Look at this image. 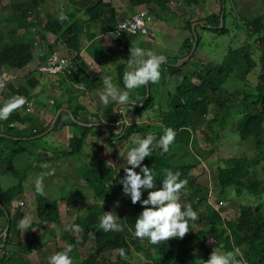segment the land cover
<instances>
[{
    "label": "trees",
    "instance_id": "trees-1",
    "mask_svg": "<svg viewBox=\"0 0 264 264\" xmlns=\"http://www.w3.org/2000/svg\"><path fill=\"white\" fill-rule=\"evenodd\" d=\"M47 1L21 0L12 3V9L6 20L9 25L6 38L4 31L0 30V73L5 68L12 69L16 73L25 70L35 58L38 40L45 41L49 33L56 35L55 44L61 40L68 50L80 55L84 49L83 38L90 33L95 25L102 33H109L117 26L119 14L115 11L111 0H69L73 8L64 14L62 20L47 10L42 9L41 11L40 5ZM171 1L128 0L133 12L149 10L157 18L161 17L162 12H172L169 4ZM183 1L187 4L200 3V0ZM219 1L221 2L220 11L209 13L200 21H203L204 24L201 26L206 31L223 35L226 33V28L221 27L220 23L221 20L226 19L228 0ZM0 4H2V0H0ZM235 11L238 12L237 9ZM239 16L250 36L254 37L252 48L251 44L241 48H230L221 63H201L195 68H188V70L184 69L189 63L188 61L180 65L179 57L164 59L160 64V67L161 65L166 66L163 72H160V78L164 79L166 76L164 82L167 77L183 75L181 82L174 90H168L166 107L162 104L156 106L153 87L158 85L157 81L149 84V99L142 106H136L135 110L140 116L147 115L148 120L124 124L121 133H117L116 128L109 126L111 128L109 132L113 137H129L132 140L138 136H152L151 154L144 158L142 164L151 167L154 187L160 186L165 170L179 172L178 179L185 181L180 189V194L185 195L187 199L182 206L190 205L197 214L195 220L188 221L189 231L182 238L170 237L167 241L157 244L150 243L147 238L135 237L132 234L134 222L136 216L145 206L141 205L139 201L135 204L132 203L130 198L123 194L122 186L118 180L124 175V169H117L112 164L91 163L90 166H81L78 169L76 183L80 185L82 182L88 185L95 201L92 204H86L89 196L82 192L69 195L62 189L60 198H52L35 189L38 221L29 224L24 237L21 236L22 229L17 227L18 221L25 217L22 207L16 206L14 213L10 212L13 210V201L24 192L25 177L21 176L20 182L9 189H3L0 185V216L6 215V213L10 215L6 239L7 225L0 229V250L3 251V254L0 255V264H31L27 255L34 251L36 245L30 234L35 229L39 230L46 222H61L59 199L67 200L68 203H78L73 224H78L80 230L73 231L70 228L65 235L66 246L57 248V252L65 251L68 245H72L71 251L68 253L72 264H206V260L214 248L217 251L231 252L238 248L240 255L235 257L237 260H241L242 264H264V13L251 19ZM192 23L193 21L187 20L183 26V30H189L191 33V38L187 37L182 47V49H186L184 57L190 53L194 43H196L197 50L200 41L197 29L198 38L195 39ZM90 38H92L91 35ZM115 42L120 45L119 41L110 36L105 50L102 46L93 43L87 52L97 63H100L104 57L101 55V50L105 55L115 54L117 50H122L113 45ZM125 47L124 49L130 54V47L128 45ZM256 50L262 54L259 60L255 58ZM53 52L54 44H47L46 53ZM259 63L262 64L261 71L254 88L246 87L242 93L238 91V94L242 95L240 100H235L236 96H229L226 82L231 75L234 74L241 82L248 83L249 75L254 72ZM127 64L128 60L126 62L119 61L116 64V81L121 87H124L122 74L127 71ZM102 78V76L91 77L77 60H73L72 71L60 75L58 83H60V91L76 88L81 94L85 92L84 89L94 91L101 87ZM11 79L7 80L9 81L7 92L11 99L18 97L23 100V103L11 110L7 119L1 120V123L6 127V130L3 131L10 135L0 136V173L8 169L7 159L13 154L22 151L35 155L31 146L40 149L34 144L35 139L30 138L31 135L26 136L20 132H15L16 134L12 132V129H16L15 122L20 125L35 123L34 116L28 111L30 106L28 102L33 98L31 94L39 85L40 79L34 76L28 79L16 76L12 81H10ZM14 79H18L19 84H16ZM146 97L147 85H142L138 87L131 100L143 102ZM67 102V108L71 109L72 115L67 111H62L54 129H58L60 126L76 127V131L69 138L64 154L77 156L83 151L89 138L98 136L100 132L97 130V121L88 118L87 115L90 111L83 102L72 97L67 99ZM237 104H242L243 110L237 124V131L241 141L254 144L253 156L243 154L223 158L219 161L216 176L220 190L217 196L221 200L233 193L236 197L255 198L257 202L241 201L238 206V215L226 219L220 210L210 203L209 188L201 186L196 177L192 176V170L196 164L188 161L181 162L178 160V155L191 144L193 131L202 121L207 120L211 111L217 117L221 113L226 116ZM53 105L56 106V111L63 107L62 103L55 104L53 102ZM114 106L115 102L111 101L107 107V113L112 119L110 121L119 120ZM216 106L218 109L215 111ZM151 112L154 113V116L150 115ZM65 114L69 117L66 121L63 117ZM48 126H44L42 131H45ZM165 128L173 129L175 136L168 146V150L162 151L158 142ZM38 132L36 130L32 135H37ZM5 142L8 144L4 145ZM24 143L29 144V147H26ZM44 151L47 150L44 149ZM45 161L47 160L38 161L36 170H39V173L44 172L41 165ZM136 170L139 171V166ZM150 190H142L141 199L145 198ZM110 196H117L121 208L128 212L121 220V224L115 221L120 225V230L105 232L98 229V219L105 213L104 202ZM197 222L202 227L195 230L194 225ZM91 235L93 236L91 237ZM89 239L93 240L92 250L85 257L75 259L74 252L78 246L84 245ZM10 246H13V249H9ZM151 248H154L155 251L150 252ZM145 253L150 259L149 262L144 261ZM47 261L48 259L43 260L39 264H47Z\"/></svg>",
    "mask_w": 264,
    "mask_h": 264
},
{
    "label": "rangeland",
    "instance_id": "rangeland-1",
    "mask_svg": "<svg viewBox=\"0 0 264 264\" xmlns=\"http://www.w3.org/2000/svg\"><path fill=\"white\" fill-rule=\"evenodd\" d=\"M18 1L21 0H2V4H0V30L4 31L5 38L6 31L9 28L6 20L12 9L11 5ZM119 3L124 4L122 5V10L124 11L125 16L134 13L128 0H120ZM169 4L172 12H162L160 18H157L151 13L153 20L155 21V24L154 22L151 24V28L155 31L154 38L151 39L146 35H128L125 38L124 43L133 44L130 46V49L139 47L143 50L151 51L155 55H162L165 59L179 57L180 59L178 62L181 63L180 65L187 61L189 62L187 66L184 67L185 70H188V68H195L201 63H221L230 48H241L247 44H251L252 48L254 37L250 36L239 15L251 19L256 15L264 13V0H228L226 19L223 21L222 26L223 28H226V33L220 35L218 33L206 31L202 28V23L198 22L209 13H218L220 11L221 2L219 0H200L199 4H187L183 0H172ZM40 8L41 11L44 9L55 16H59L61 13L64 15L71 11L73 5L69 0H48L46 3H42ZM235 9H237L238 12H236ZM187 20L197 22L196 29L200 35V41L198 49L196 50L195 48L192 56L187 61L183 62L186 57L183 56L186 49H182V47L185 39L187 37L191 38L190 31L183 30V26ZM52 36L54 35L52 34ZM86 39V37L83 38L84 46L87 44ZM46 41L48 42V40ZM46 41H38L36 47L38 52L47 48L48 43ZM54 50L66 53L71 60H77L85 70H90L89 67H92L94 73L91 72V75L93 77L109 76L112 83L117 88L128 92L129 101L134 98L138 88L127 90L124 89V87L119 86L116 81L117 62H126L130 56L126 49L123 48L121 51L117 50L115 54L108 53L106 55L104 51L101 50V55L104 57L100 63H96L86 50L82 55H77L74 51L68 50L61 40H59L58 44H55ZM260 55H262L261 52L256 50L255 58L259 60ZM87 62L91 63L92 66L87 64ZM36 64L37 59L34 58L27 67L28 71L23 70L17 73L13 72V75H17L20 78L27 77V79L34 76L40 79L39 85L33 90L31 95L34 96L40 104L42 102L43 104H47L48 108H51V117L56 113V106L53 105V102H55V104L62 103L63 107H67V99L71 97L83 102L90 111L87 115L88 118L97 121V130L100 134L98 136H91L83 151L77 156H68L64 154L68 146L69 138L76 131V127L60 126L58 129L53 128L45 135L35 139L34 144L40 147V149L31 147L35 154V158L38 160V157L41 155H46L48 156V159L41 165L44 172L39 173V170L36 169L30 170L29 176L33 175L34 178L31 183L32 185H37L35 180L37 179V176L40 175L43 177V184L40 182L39 185L43 186L41 187V191L47 196L60 198L62 189H64L69 195H76L82 192L89 196L85 203L92 204L95 200L89 186L82 182L80 185L76 183L78 169L81 166H90L91 163L98 165L104 163L106 165L112 164L117 169H124L123 167L127 166L126 160H124V155L128 149L133 146L134 139L131 140L129 137H113L109 132V129H111L109 126L114 129L116 128L115 131L118 133H121L123 128L121 129L117 125V121H110L112 119L107 113V107L112 100H109L108 104L105 105L102 104L99 99V93L102 90L103 85L97 90H86L81 94L76 88L63 89V91H60V83L58 82H60V75L63 74H40L34 67ZM261 65L262 64L259 63L254 72L249 75L248 83L241 82L234 74L231 75L226 82V88L228 89L227 94L229 96H236L235 100H240L242 95H239L238 91L242 93L246 87L254 88L258 82ZM165 67V65H161L160 72H163ZM126 68L127 71L131 70L129 64H127ZM7 76L10 75L5 71H1L0 82H4V84L0 85V93H5V89L6 91L8 90L7 85L9 81L7 80L15 77ZM165 77L164 79L162 77L159 78L157 86L153 85L156 106L162 104L166 107L168 90H174V88L181 82L183 75L178 74L174 77H167L166 82H164ZM12 79L10 81H12ZM14 80L16 84H19L18 79ZM29 103L31 104V101ZM136 106L138 105L133 103L120 104L119 112L123 114L125 124L134 121L142 122L148 120L147 115L140 116L135 112ZM217 109L218 107L216 106L214 110L216 111ZM242 112V104H237L226 116L221 113L217 117L214 115V112L211 111L207 120L205 119L202 121L196 127V130L193 131L192 139L194 141L192 140L191 144L186 147L184 152L179 153L178 155L179 161H188L196 164V167L192 170V176L196 177L197 182H199L201 186H207L209 188L208 199L210 200V203L220 210L223 217L226 219L238 215V206L241 201L257 202L255 198L249 196L241 198L230 193L228 197L221 199L223 200L221 203V200H219L217 196V193L220 190L216 176L219 161L223 158L240 156L243 154L253 156L254 144H252V142L241 141L237 131V124ZM150 115L154 116V113L151 112ZM63 117L65 120H68L69 118L66 114ZM34 125L40 131L38 134L43 132L42 129L44 128V125L40 120H36ZM25 131L29 134L31 132V127L25 128ZM44 149L47 151H44ZM53 153H56L55 156H53ZM40 159L44 158L41 157ZM49 172H51V174H48ZM186 200L185 195H179L178 202L181 205L184 204ZM77 204V202L68 203L67 200L59 199L61 222H46L39 230L35 229L31 232L30 236L32 240H34L33 243L36 245L34 251L27 255L31 264H39L41 261L48 259L51 254L57 252L58 247L63 248L66 246L65 235L75 221ZM104 205L106 211L111 212L114 220L121 224V220H123L128 211L121 208L117 196L108 197L104 202ZM33 217L35 216H29L30 222ZM194 226L195 230L202 227L198 222L195 223ZM23 231L25 234V230ZM24 234L22 233L21 236L24 237ZM92 236L93 235H91V237ZM92 244L93 240L89 239L84 245H79L78 249L74 252V258L78 259L88 255L92 250ZM154 251V248L150 249V252ZM233 254L234 256L240 255V249L235 248ZM144 261H150L146 253L144 254Z\"/></svg>",
    "mask_w": 264,
    "mask_h": 264
},
{
    "label": "clouds",
    "instance_id": "clouds-1",
    "mask_svg": "<svg viewBox=\"0 0 264 264\" xmlns=\"http://www.w3.org/2000/svg\"><path fill=\"white\" fill-rule=\"evenodd\" d=\"M58 19H64L63 13L58 16ZM198 22L203 24V21L199 20ZM127 36L125 35L124 39L119 42L120 45H123V48L124 40ZM54 52L67 56L66 53L58 52L57 50H54ZM37 53L36 49L35 58L38 62ZM164 59V56L155 55L151 51H146L139 47L131 48L130 58L128 59L131 70L124 71L122 74L124 89L132 90L142 85L157 82L160 78V64ZM102 85L103 88L99 93V99L102 104L106 105L109 100H112L115 102V105L120 106L123 102L129 101L128 92L117 88L109 76L102 78ZM22 103L23 100L17 97L0 106V120L7 119L10 111L19 107ZM116 123L118 126L121 123L124 125L125 121L124 119L123 121L117 120ZM174 136L173 129L165 128L163 130L158 142L162 151L168 150V146L172 143ZM151 143V135L134 138L133 146L124 155L127 166L123 167L124 175L119 178L118 182L122 186L123 194L128 196L132 203L135 204L139 201L141 205L145 206L136 216L132 234L141 239L147 238L150 243L157 244L161 241H167L170 237L182 238L189 231L188 221L195 220L197 214L190 205L185 204L182 206L178 202L180 189L185 183L184 180L178 179V171L165 170L163 179L160 181V186L154 187L151 167L142 164L144 158L151 154ZM138 166L139 171L136 170ZM48 174H51V172ZM144 189L151 190L147 192L145 198L141 199L142 190ZM36 190L41 191L39 184L36 185ZM29 224L30 218L26 216L18 221L17 227L26 230L29 228ZM71 228L73 231L80 230V226L75 223L71 225ZM98 229H102L105 232L118 231L120 230V225L115 222L111 212L105 211V214L98 219ZM71 248L72 245H68L65 251L51 254L48 257L47 264H72V259L68 254ZM121 255H123V252H121ZM206 264H242V262L241 260H237L231 251H217L214 248L206 260Z\"/></svg>",
    "mask_w": 264,
    "mask_h": 264
},
{
    "label": "crops",
    "instance_id": "crops-1",
    "mask_svg": "<svg viewBox=\"0 0 264 264\" xmlns=\"http://www.w3.org/2000/svg\"><path fill=\"white\" fill-rule=\"evenodd\" d=\"M120 0H111V4L114 6L115 11L119 14L118 17V21L120 19L125 18L126 16L124 15V11L122 10V5L124 4H120L119 3ZM85 17V16H84ZM155 24V21H154ZM98 32V34H97ZM90 35L92 36V38H90ZM84 37H86L87 39V44L86 46H84L83 51L80 53V55L83 54V52L90 47V45H92L93 43L95 45H99L102 46L103 50H105L107 47V44L109 42L110 39V33H102L99 29V27L97 25H95L92 30L90 31L89 34H86ZM48 40V42L46 41ZM46 42L49 44H54V48H55V41H56V35L52 36V34H48L47 38H46ZM39 41V40H38ZM54 41V43H53ZM128 45L129 47L133 44H129V43H124V47ZM126 48V47H125ZM89 54V53H88ZM91 57V56H90ZM95 61V60H94ZM96 62V61H95ZM97 63V62H96ZM87 64H89L90 66H92L91 63L87 62ZM36 69V66H34ZM88 67V66H87ZM90 70L86 71L90 74L91 77H93L91 75V72L94 73V70L92 67H89ZM5 72H7L10 76L7 77H16L17 75H13V70L12 69H4ZM25 71H28L27 69H25ZM16 73V72H14ZM3 75V72H2ZM101 77V76H99ZM93 78H97V77H93ZM86 91V89H84ZM5 93L1 92L0 93V106L4 105L5 103L11 101V97L9 95V93L6 91V89L4 90ZM32 102L29 106L28 111L32 113V115L34 116L35 120H40L44 126H47L51 124L53 117H51L52 115H50L51 112V108L47 107V104H43L41 102V104L38 102V100L33 96V98L31 100H29V102ZM28 102V103H29ZM50 104V103H49ZM48 104V105H49ZM15 109V108H14ZM12 109V110H14ZM53 110V109H52ZM57 112V111H56ZM56 114V113H55ZM54 114V115H55ZM65 120V119H64ZM66 121V120H65ZM16 125V131L12 129V132H20L24 135H32V133L39 131V129L36 128V126L31 123H27L24 125H20L18 122H15ZM0 127L2 129V131L0 133H5L7 135H10L6 132H4L3 130H6L5 124L1 123L0 120ZM31 127V132L29 134L26 133L25 128ZM16 134V133H15ZM2 136V135H0ZM6 137V136H4ZM8 144L7 142L3 143ZM26 147H29V144H26ZM9 147V146H8ZM32 147V146H31ZM56 153H53V156H55ZM44 158V159H40V158ZM41 157H38L39 159L37 160L35 158V156L33 154H29V153H24L22 151H19L15 154H13L12 156H10L7 159V165H8V169L2 173H0V185L3 189H9L15 185H17L20 182V177L24 176L25 177V182H24V192L22 195V199L21 202L23 201V204L21 205L20 203L17 204V206L22 207L23 212L25 213V217H29V216H35L32 218L31 220V224L35 223L38 221V217H37V213H36V199H35V193L34 190L36 189V185H32V180L33 175L29 176V172L31 169H36L37 163L39 160H47L48 156L45 157L44 155H42ZM52 157V156H51ZM43 177H41L40 175L37 176V179L35 180L36 184H39L41 182V184H43ZM43 187V186H41ZM28 210V211H27ZM13 211V210H12ZM10 212L11 214H13V212ZM8 215H1L0 216V229H2L3 227H5L6 225H8ZM24 234V231L22 229L21 234ZM25 234H26V230H25ZM24 234V235H25ZM9 249H13V246H10ZM3 254V251L0 250V255Z\"/></svg>",
    "mask_w": 264,
    "mask_h": 264
},
{
    "label": "built area",
    "instance_id": "built-area-1",
    "mask_svg": "<svg viewBox=\"0 0 264 264\" xmlns=\"http://www.w3.org/2000/svg\"><path fill=\"white\" fill-rule=\"evenodd\" d=\"M152 23L151 12L142 10L120 19L116 28L109 33L119 42L124 39L125 35H146L152 39L155 37V31L151 28ZM113 45L123 48V45H118L116 42ZM37 57V71L41 74L70 73L72 71V60L66 55L57 52L48 54L43 50L37 53ZM3 84L4 82H0V85ZM222 202L223 200H221Z\"/></svg>",
    "mask_w": 264,
    "mask_h": 264
},
{
    "label": "water",
    "instance_id": "water-1",
    "mask_svg": "<svg viewBox=\"0 0 264 264\" xmlns=\"http://www.w3.org/2000/svg\"><path fill=\"white\" fill-rule=\"evenodd\" d=\"M196 23H197V22H193V23H192V29H193V31H194V33H195V39L198 38V34L196 33ZM220 26H221V27L223 26V20H221ZM195 48H196V43L193 44L190 53L184 58V61H183V62L187 61V60L192 56V54H193L194 51H195ZM149 96H150V86H149V84H148V85H147V97H146L145 101H143V102H137V101L130 100V101H126V102H123V103H126V104L133 103V104H137V105H139V106H142V105H143V104L149 99ZM114 110H115V112L117 113V115H118V117H119V120L123 121L124 118H123L122 114L119 112V106L115 105V106H114ZM62 111H67L68 113H70V114L72 115V111H71V109H69V108H67V107H60V108L57 110L56 114L54 115L53 120H52L50 126H48V128H47L45 131H43L42 133L37 134V135H34V136H31L30 138H32V139H37V138H39V137L45 135L46 133H48L51 129H53V128L55 127L56 121H57V119H58V117H59V115H60V113H61ZM124 121H125V120H124ZM124 124H125V123H124ZM123 127H124V125H123V123H121V127H120V128L122 129ZM117 133H118V132H117ZM0 135H2V136H6V137L9 136V135H7V134H5V133H0ZM21 199H22V195H19V196L13 201V203H12V204H13V211H12L13 213H14V210H15L16 205L18 204V202L21 201ZM0 205H1V202H0ZM6 215H8V217L10 216L9 213H6ZM7 236H8V225H7L6 229H5V239L7 238Z\"/></svg>",
    "mask_w": 264,
    "mask_h": 264
},
{
    "label": "flooded vegetation",
    "instance_id": "flooded-vegetation-1",
    "mask_svg": "<svg viewBox=\"0 0 264 264\" xmlns=\"http://www.w3.org/2000/svg\"><path fill=\"white\" fill-rule=\"evenodd\" d=\"M204 24V23H203Z\"/></svg>",
    "mask_w": 264,
    "mask_h": 264
}]
</instances>
